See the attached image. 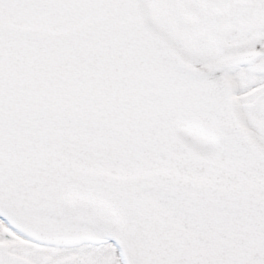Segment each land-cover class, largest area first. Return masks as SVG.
Masks as SVG:
<instances>
[{
  "label": "snow or ice",
  "instance_id": "obj_1",
  "mask_svg": "<svg viewBox=\"0 0 264 264\" xmlns=\"http://www.w3.org/2000/svg\"><path fill=\"white\" fill-rule=\"evenodd\" d=\"M0 264H264V0H0Z\"/></svg>",
  "mask_w": 264,
  "mask_h": 264
}]
</instances>
